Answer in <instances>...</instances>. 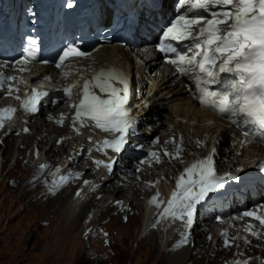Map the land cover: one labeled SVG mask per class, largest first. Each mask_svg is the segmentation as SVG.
I'll use <instances>...</instances> for the list:
<instances>
[{
    "label": "snow or ice",
    "instance_id": "1",
    "mask_svg": "<svg viewBox=\"0 0 264 264\" xmlns=\"http://www.w3.org/2000/svg\"><path fill=\"white\" fill-rule=\"evenodd\" d=\"M65 6L72 8L71 0ZM175 11V18L163 31L156 50L165 57V62L173 67L177 76L186 77L192 82L199 103L205 110L227 119L241 130L246 138L241 141L242 145L246 146L255 138L264 144V0H178ZM27 43L29 46L24 49L21 58L11 65H19L20 71H27L28 66L37 59V41L29 39ZM184 43L185 48L178 47ZM89 55L80 51L76 45L63 48L54 65L60 70V78L68 80L79 74L81 69L69 61L84 59ZM3 66L8 67V62ZM15 79L16 77L0 72V90ZM45 79L50 80L51 77L46 76ZM20 83L26 86L23 80ZM74 87L75 85H68L62 90V95L71 98ZM12 91L8 86L6 95H10ZM128 94V80L115 68H102L95 77H85L80 91L81 99L72 105L76 110L72 126L77 135L80 134L77 124L81 128L91 124L106 134L97 150L111 148L113 153H119L129 136L136 131V122L126 107ZM47 95L46 92L38 93L32 89L27 93L28 99L21 102L20 111L34 113L40 100ZM16 98L20 99L19 95ZM16 111L0 110V128ZM183 140L181 134L175 154L164 150L163 155L179 159L183 151ZM165 143H175V137ZM199 143L197 141L198 145ZM150 155L160 162L157 153ZM214 155L215 149L184 170L177 179L176 189L167 201V206L159 213L157 224L160 219H181L186 228H190L196 206L210 193L223 189L227 181L238 179L231 174L218 175L214 167ZM95 163L100 165L102 161ZM104 166L109 170L112 168L111 164ZM47 167L41 165L40 172L43 173ZM60 172L61 169L57 168L52 173L53 190L63 187L70 179L79 178V174L60 176ZM84 183L88 184L87 181ZM159 196L158 192L150 200V204H155L158 209ZM243 216L253 217L264 225V218L252 211H245ZM187 241L188 237L185 235L177 247ZM225 246H229V241H225Z\"/></svg>",
    "mask_w": 264,
    "mask_h": 264
},
{
    "label": "rangeland",
    "instance_id": "2",
    "mask_svg": "<svg viewBox=\"0 0 264 264\" xmlns=\"http://www.w3.org/2000/svg\"><path fill=\"white\" fill-rule=\"evenodd\" d=\"M171 11L172 7L168 13ZM7 142L11 143L12 140ZM21 142L18 140V143ZM33 142V139H30V142H24V145H29L30 149H22L21 147L24 146L22 144L20 147L8 148L5 146L8 143L3 145L0 142V150L3 148L0 156L6 157L0 159L2 167L4 164L0 177L3 181H0V184L2 182L0 187V264H169L171 257L183 249H187L186 256H182L183 261L178 264H221V261L229 256V254H219L214 257L211 245L209 249L206 245L202 251L199 248L204 245L198 244L195 247L188 245L186 248H175L172 256L168 257L158 252L155 246H159L160 240H157L155 236L148 235L140 241L138 231L142 224V213H136L130 216L129 220H124L119 211L108 208L109 206L105 208L106 210H102L101 217L98 216L99 219L94 221L85 232L82 233L83 229L80 227L70 236L65 234L67 227L63 219L53 212L55 210L49 212L47 208L45 211H39L40 207L47 205L54 197H59L63 189L41 195V191L46 189L44 173L33 176L32 170L28 169L27 158L30 157ZM49 147L45 144V149ZM51 149H53L52 144ZM55 151L58 154L60 152L58 148ZM16 156L19 157L17 161ZM70 196L71 194L67 195V199ZM127 196L129 195L124 193V197ZM67 199L54 200L52 205L57 209L63 206L62 203H66ZM99 201L100 198L94 201V207L98 206ZM142 211L143 207L139 212ZM46 222L47 225L42 224Z\"/></svg>",
    "mask_w": 264,
    "mask_h": 264
},
{
    "label": "bare ground",
    "instance_id": "3",
    "mask_svg": "<svg viewBox=\"0 0 264 264\" xmlns=\"http://www.w3.org/2000/svg\"><path fill=\"white\" fill-rule=\"evenodd\" d=\"M166 1L167 0H163V2L161 4L163 14H166V6H167ZM135 55H136V57L140 58L141 60L146 61L149 69L153 70L152 73H155L158 76L154 79L153 84L149 89V94L152 91H156V92L151 98H148V100L152 104V108L159 113V117L153 120V118L150 117V114L148 112H144V113L140 112L141 115L146 113L145 117L148 118L147 123H148V125H150V127L151 126L152 127L158 126L162 131H165L168 134H172V135L183 134L186 141H187L188 146H190V147H193V144L190 141L191 138L198 137L200 139H203V138L207 139L209 141L210 146L214 147V146L220 145V154L222 155V157L224 159L228 158L231 161H234L235 159H237L239 161V164H241L243 166H247V167L251 166L255 161H257L256 158H260L264 154V151L262 149H259L255 146H252V147H249L247 150L243 151L242 156H238L237 155L238 154V148L235 147V145H234V142H235L234 136L236 135V133L233 130H231L227 125L218 121V119H216L213 116V114H211L210 112L203 111V110L199 109L197 107V105L188 96V94L183 89H181L180 83L174 82L173 78H171L170 75H167L165 73L166 71L164 69L159 67V64L156 60L148 61V58L151 57V54H149V52L137 51L135 53ZM133 59H134L133 55L130 52H128L122 48L111 47V48H104L101 52H99L98 54H96L94 56L92 63H90V64L85 63L84 65L85 66L88 65L89 69H93L94 67H98L100 65L113 64V65H116V66L123 68V69H126V70H129L130 68H136L138 70V72L141 74L144 70V67L141 66L138 62L133 61ZM46 71H49V70H46ZM160 74H162V76ZM43 128H46V130H44ZM147 130H149V126L147 127ZM32 131H33V134L31 136L23 137V141L21 143H18V141H15L14 139H12V142L11 143L7 142L8 144L6 146L8 148L20 147L21 144L24 145V142H26V141L30 142V139H33L35 142L36 140H38L37 137H41L42 139H44L47 136L53 135L57 132L59 135L65 132V130L55 129L53 126H50V124L43 122V120L40 123H36L35 125H33ZM57 137L55 138L52 146H54L55 142L57 141ZM34 142H33V144H34ZM222 146L224 148H222ZM2 150H3V148H2ZM2 150H0V152ZM191 151H192V149L190 148L188 153H190ZM52 152H53V154H56L55 149L52 150ZM12 155H13V153H12ZM6 156H8V155H6ZM3 158L4 157H2V159ZM35 158H38V156H35L33 154V150H32L31 160H29V162H28V169L29 170L32 169L33 160ZM23 159H24V157H23ZM20 160H21V158H20ZM21 164H22V161H21ZM59 166H61V165H59ZM3 167H4V165H3ZM3 167L1 166V175L3 173ZM168 169H170V168H168ZM55 170H56V168L53 169L52 173L55 172ZM161 170H166V169L162 168ZM44 172H45V170H44ZM35 173H36V175L41 174L39 165H38V168L36 169ZM64 174H65L64 171H61L59 173L60 176H64ZM77 174H79L78 179H70L68 184L66 183L63 187L57 188L55 190H53V185H52L53 176H52V174L48 175V184H47V186H45L46 189L41 191V195H46L45 192H47V194L48 193L50 194L52 192H56L60 189H63L60 191L61 193H59L60 194L59 197L58 196H57V198L54 197V199L49 201V203L47 202L48 203L47 205H43L42 207H40L41 209L39 211H45L47 208H48L49 212L51 210H55L53 212H55L57 215H59L60 218L63 219L64 225L67 227L65 234L70 236L75 231L77 232L76 229H78L80 227H82V229H83L82 233L85 232L86 229L88 228L89 224L84 226V221L87 219L88 214L90 212H92L91 210L92 209L95 210L92 214L93 215L92 222H93L97 218L98 214L103 210L104 206L110 202V200H112V202H114L118 199H121V200H124L126 204L130 202V205L137 208L138 210L142 209L143 205H142V201H141L142 200L141 194L136 193V192L132 193L131 191H128L129 196L124 197V192H125L124 188H113L114 185H110V187L105 191V193L107 194V197L103 201L98 202V206L94 207V196L89 195L87 197V194L90 193V190L93 188V185H89V188L86 187V191L83 188H80L78 190L73 191L74 183L76 184L78 181H80L84 175L82 173H75L72 176H75ZM56 179L58 180V177ZM41 181H43V180H41ZM2 182H1V184H2ZM72 182H73V184H72ZM69 183H71V184H69ZM1 184H0V187H2ZM31 184H33V183H31ZM26 185L28 186L27 183H26ZM20 189H21V187H20ZM78 192L80 193L79 196L77 195ZM69 194H71V196H70V198L67 199V195H69ZM86 197H87L86 203L81 207L79 212L76 213L78 211V208L80 207L81 201H83V199ZM39 198H40V196H39ZM43 198H44V196H43ZM57 199H67V202L62 203L63 206L56 209V206L52 205V201L57 200ZM100 203H102V205ZM57 207H58V205H57ZM147 209L153 210L152 207L147 208ZM150 213H151V211L146 210V213H144V216H142L143 214L141 215L143 217L142 218V224L140 227V231H138L139 237L141 238L140 241H143L148 236V234L151 236L152 235L155 236L157 240H160L159 246H155L157 248L158 252L159 253L161 252L163 254H166L168 257H171L173 254V249L178 248L177 245L180 244V242H181L180 241L179 243H177L178 241L176 240V238L178 237V232L180 230H182V231L184 230V224L178 223V222H176L175 224H172L170 222V223H167V224H169L168 231H166L167 224H165V225H161V229H159V231L157 230L154 232V231H152V227L148 230V227L150 225V222H149ZM53 215H54V213H53ZM113 217H115V216H113ZM49 220H51V218ZM42 221H44V220H42ZM42 224L47 225L48 223L46 222V223H42ZM123 224H125V223L123 222ZM53 225H54V223H53ZM146 232H147V235L145 237H143V235ZM156 233H157V235H156ZM94 235H96V234L94 233ZM174 242H176L177 244L174 245ZM203 245L204 246H202V248H199L200 250H202V249L204 250L206 248L207 244H203ZM179 247L186 248L187 245L183 244L182 246H179ZM186 252H187V249L186 250L183 249V250L179 251V253H176L175 255H173L171 257V259L169 258L170 261H168V263L169 264H178V263L182 262L183 258H181V257L182 256L185 257ZM218 253L219 254L223 253V250L222 249L215 250L216 257L218 255ZM187 255H188V253H187ZM184 262H185V260H184Z\"/></svg>",
    "mask_w": 264,
    "mask_h": 264
}]
</instances>
